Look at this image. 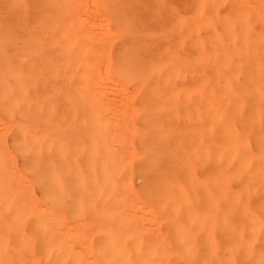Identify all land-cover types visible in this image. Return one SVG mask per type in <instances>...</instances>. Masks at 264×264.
<instances>
[{"label":"bare ground","instance_id":"1","mask_svg":"<svg viewBox=\"0 0 264 264\" xmlns=\"http://www.w3.org/2000/svg\"><path fill=\"white\" fill-rule=\"evenodd\" d=\"M0 26L49 115L47 252L0 264H264V0H0Z\"/></svg>","mask_w":264,"mask_h":264},{"label":"rangeland","instance_id":"2","mask_svg":"<svg viewBox=\"0 0 264 264\" xmlns=\"http://www.w3.org/2000/svg\"><path fill=\"white\" fill-rule=\"evenodd\" d=\"M10 30V27L0 26V51L1 49H3L2 51L8 52V50H5L7 47H12V44H15L16 41L20 43V40H22V36L13 38L9 36L11 34H6ZM11 47L10 49L12 51L14 49V45L12 47L13 49ZM11 53H14V51H12ZM4 54H1V56ZM11 56L13 59H15V56L13 54H11ZM6 57L4 58V56H2V59H4H0V82H2V85L6 87L2 91V85H0V179L4 181V184H6L4 185L6 186L4 190H6L8 194L6 193L4 197L0 196V204L4 205V207L0 205V238L2 239V236H4V239L8 237V242L4 239L2 240L3 244H7V246L4 247L5 245H0V255L4 256V259H2L3 261L7 260L24 262L26 259L27 261L30 258L32 259L33 256L31 255L33 254L34 256L36 255L35 257H38V254L40 256L47 252H45L44 249L42 250L41 247H43L45 242H47L48 237H45V235H47L46 232H49V226L48 224L43 223L44 226H42V228H38L37 225L39 224L37 222L39 221L38 218L40 219L42 217H45V214H47L42 210L46 206L45 204L47 201V182L40 175L39 168L41 166V161L48 160L49 156V146L47 141L49 115L42 110V103L38 104L35 101H31L32 71L30 67L26 65V61L20 58L23 61L18 62L15 67L13 65L12 67L7 68L8 66H10L7 65V63L11 64L10 62L12 61H10V58L7 59ZM6 69H9V71L7 72ZM43 108L45 107L43 106ZM37 114L39 115L37 116ZM42 124H47V128L43 129ZM32 128H34V130ZM30 129L33 131H31ZM42 129L43 132L40 133V135H42L41 137L38 134V131H42ZM44 132L45 136H43ZM32 135H34L35 138ZM30 136H32V139ZM26 188L28 191H26ZM30 188L32 189L30 190ZM23 191L24 194L28 193V195L30 194L31 196H34L27 197L25 195L26 198L35 199H32L33 201L30 199L24 200V204L19 205V203H17L18 205H16L14 201H19V198L17 196L21 197V193L19 192ZM16 193H19L20 195H15ZM2 194L3 193H0V195ZM7 195H11L13 196V198L8 197ZM2 199H5V201H1ZM36 199L37 202L41 201L43 203L38 205V203H35ZM25 201L30 204L29 206L34 205V207H36V210L34 209V207H30V209L25 208L24 206H26L27 204ZM31 201L33 202V204L29 203ZM40 205H43V208L40 207V209H38ZM25 209H28L30 211V214L27 213L26 211L28 210ZM37 209L39 211H37ZM25 213H27V215ZM14 218H18V220L16 219V221ZM35 219H37V221ZM45 226L48 227L46 228ZM5 229L7 231H5ZM22 231L27 233V235L31 233L29 235L35 237L32 238L34 241L36 239L34 243H32L33 240L29 239L32 241L31 243L34 245L33 247H31L32 244L29 245L28 239V241L24 239V233ZM41 237L43 238L41 239ZM19 245H22V248H20ZM11 248L17 250L14 251V249ZM18 249L20 250V252L18 251ZM26 253H30V255ZM26 255L28 257H31L23 258Z\"/></svg>","mask_w":264,"mask_h":264}]
</instances>
